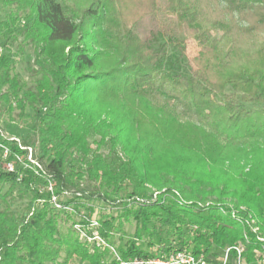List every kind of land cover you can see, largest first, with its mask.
<instances>
[{
	"label": "trees",
	"instance_id": "16d2710c",
	"mask_svg": "<svg viewBox=\"0 0 264 264\" xmlns=\"http://www.w3.org/2000/svg\"><path fill=\"white\" fill-rule=\"evenodd\" d=\"M78 1L83 6L0 0L8 9L0 39L21 33L34 47L38 77L33 91L24 90L11 75L13 55L0 54V106L18 110L23 123L25 108L33 112L20 141L0 133L7 161L26 168L21 175L0 169V183L9 184L0 206L14 191L30 196L21 211L0 208V264H100L107 252L90 253L73 228L95 219V203L116 211L95 219L109 243L134 224L116 249L122 259L154 257L139 242L152 247L157 237L161 254L186 250L210 263L212 247L230 248L227 264H235L231 248L242 247L241 264H257L264 246V41L257 48L240 42L264 29V0H168L167 11L203 49L195 62L204 63L188 71L175 36L159 29L141 39L126 29L120 0ZM216 1L225 3L224 14L209 17L205 3ZM211 29L230 41L223 57L220 42L208 41ZM169 46L181 53L169 55ZM86 181L93 188L81 186Z\"/></svg>",
	"mask_w": 264,
	"mask_h": 264
},
{
	"label": "rangeland",
	"instance_id": "374dc122",
	"mask_svg": "<svg viewBox=\"0 0 264 264\" xmlns=\"http://www.w3.org/2000/svg\"><path fill=\"white\" fill-rule=\"evenodd\" d=\"M66 3V2H65ZM72 4H78L80 6H83V2H80L78 0H72ZM204 5V2H203ZM118 14H119V20L125 21L124 23H127L126 29L131 30L134 33L138 35L141 39L146 38L149 33L152 30H163L173 36H175L178 39V42L181 44V48L183 49L182 53L178 51V49L174 46H169L168 48V54L176 56L181 53V62L180 65L182 67L183 71H188L189 69H196L201 67V63H196L201 58V52L203 51L202 46L199 45L198 40L192 35V31H184L182 30L179 25H177V18L175 15L171 14L167 11L166 7L168 6V0H120L118 2ZM226 9V5L223 1H216L213 4L205 3L204 11L205 14L209 17H215L216 14L219 16V14L223 13ZM0 19L2 20L5 15L8 13L7 8H2L1 2H0ZM208 12V13H207ZM222 16V14H221ZM236 24L240 28L249 29L250 23L245 21H239L238 17H234ZM122 19V20H121ZM122 23V22H121ZM185 29V28H184ZM258 29V28H257ZM252 29L251 33H249L250 37L247 39H242L241 44L244 48H257V44L264 41V29ZM186 30V29H185ZM22 31V27H20V32ZM184 32H187L186 34ZM186 35V36H185ZM166 40V39H164ZM209 42L213 43L215 41H219V52L220 55L223 57L230 48V41L228 38L225 37V33L221 30H214L211 29L209 31ZM212 45V44H211ZM210 45V46H211ZM209 46V45H208ZM209 46V48H211ZM0 48L1 53L5 51H9L13 55V68L11 71V75H16L18 77L19 83L23 85L24 90H34L35 87V81L37 80V76L34 74V59H35V53H34V47L33 45L24 39V36L21 33L16 34V41L13 40H4L0 39ZM0 53V54H1ZM161 97L157 99L160 100ZM250 106V105H247ZM25 113L28 115V119L25 123L18 120V114L19 111L16 109H13L11 113H7L5 110V105L0 106V131L1 134L10 139H15L16 141H20L22 138H24L27 134L28 128L32 127L33 125V112L29 106L25 108ZM93 140H96L95 138H92L90 140V146L92 149H95V146L93 144ZM103 154H106L107 148H103L101 150ZM1 149H0V169H18L20 170V175L22 172L26 169L25 164L22 162L18 164L11 163L7 161V157H4L3 154L1 155ZM30 154V151H29ZM30 159V156L28 157ZM81 186L83 187H89L93 188L94 184L89 182H82ZM9 188L8 183H0V196H3ZM41 190L42 187H39ZM12 200H10V197H7V203H1L0 208L4 209L6 206H10L12 210L21 211L26 204L29 201V194L26 193H18L16 191L12 194ZM52 200V199H51ZM59 200L62 202H65L68 200L67 196L61 197ZM53 204L55 201H53ZM58 203V200L56 201ZM59 204V203H58ZM95 211L92 216L95 217V219L99 218L101 214H109L111 216H116V211L114 209H108L104 208L102 204L95 203ZM80 214H86L85 210H82ZM151 227V224L149 225V228ZM134 232V224H126L123 227V232L117 233L113 236L112 239V245L115 249L119 245L125 244V242L131 238L132 234ZM162 241H165L164 233H162ZM157 237H154L153 243L154 245L152 247H149L147 245V241L142 239V241L139 242V247L143 250L147 251H153L155 254L159 253V250L157 248ZM192 248V246L190 247ZM198 251H202L201 248H198ZM212 253V254H211ZM225 252L222 250H215L213 247L210 249L208 259L210 260V263L208 264H221L222 260L224 259ZM63 255L61 256L60 261L62 260ZM108 259L107 261H110L112 259V256L110 254H107L106 257L103 259ZM79 261L77 258H72L68 264H78Z\"/></svg>",
	"mask_w": 264,
	"mask_h": 264
},
{
	"label": "built area",
	"instance_id": "2783aa9c",
	"mask_svg": "<svg viewBox=\"0 0 264 264\" xmlns=\"http://www.w3.org/2000/svg\"><path fill=\"white\" fill-rule=\"evenodd\" d=\"M0 148L3 150V156L7 157V150L1 146ZM8 170H12V168H8ZM49 190L51 189L49 188ZM52 200L55 201V207L60 208V205L56 203L57 199L53 197ZM73 228L77 233L79 241L89 248L90 253H94L95 250H98L99 252H107V254L112 256L110 261L105 259L102 260L100 264H208L207 259L203 254L193 255L186 250H174L165 254L158 253L154 257L147 258L135 256L128 259H122L114 246L101 236L100 224L97 220L92 219L84 224L78 223L75 224ZM260 240L262 241V239ZM231 249L235 250L237 254L235 264H241V252L243 251V248L233 247ZM229 250L230 248L225 250L224 259L221 264L228 263ZM256 257L257 264H264V246H262L259 252H256Z\"/></svg>",
	"mask_w": 264,
	"mask_h": 264
}]
</instances>
